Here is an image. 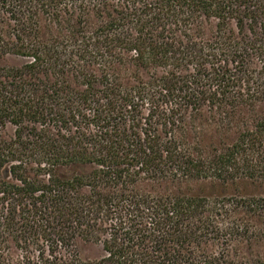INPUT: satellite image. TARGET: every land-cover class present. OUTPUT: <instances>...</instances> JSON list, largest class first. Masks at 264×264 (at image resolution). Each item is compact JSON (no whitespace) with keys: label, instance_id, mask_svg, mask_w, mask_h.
Listing matches in <instances>:
<instances>
[{"label":"trees","instance_id":"trees-1","mask_svg":"<svg viewBox=\"0 0 264 264\" xmlns=\"http://www.w3.org/2000/svg\"><path fill=\"white\" fill-rule=\"evenodd\" d=\"M255 185L264 0H0V264H264Z\"/></svg>","mask_w":264,"mask_h":264},{"label":"rangeland","instance_id":"rangeland-1","mask_svg":"<svg viewBox=\"0 0 264 264\" xmlns=\"http://www.w3.org/2000/svg\"><path fill=\"white\" fill-rule=\"evenodd\" d=\"M19 58H7L5 63L7 64H18L20 63ZM246 190L253 193H263L264 194V185L262 186H246ZM79 253L83 259H95L99 254L100 251L97 246L95 245H80ZM233 254L236 255H243V250L239 246H233L232 248Z\"/></svg>","mask_w":264,"mask_h":264}]
</instances>
